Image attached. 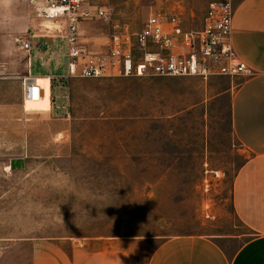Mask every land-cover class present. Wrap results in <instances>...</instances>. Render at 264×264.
I'll return each instance as SVG.
<instances>
[{"label": "rangeland", "instance_id": "374dc122", "mask_svg": "<svg viewBox=\"0 0 264 264\" xmlns=\"http://www.w3.org/2000/svg\"><path fill=\"white\" fill-rule=\"evenodd\" d=\"M125 1L114 0V22L133 31L167 4ZM178 1L199 25L209 0ZM112 31L86 21L82 44L104 51ZM31 34L46 30L29 1L0 0V264H32L39 238L141 235L153 249L212 235L233 252L245 237L223 236L244 232L232 188L250 155L231 127L236 77H70L62 56L34 51L30 64L21 38ZM30 65L56 76L50 104L47 93L24 99Z\"/></svg>", "mask_w": 264, "mask_h": 264}, {"label": "built area", "instance_id": "2783aa9c", "mask_svg": "<svg viewBox=\"0 0 264 264\" xmlns=\"http://www.w3.org/2000/svg\"><path fill=\"white\" fill-rule=\"evenodd\" d=\"M28 1L46 34L22 37L23 50L31 55L35 51L34 56L39 52L62 56L64 72L70 77L171 76L207 80L212 76L254 73L234 46V0H211L199 25L193 27L186 25L181 2L166 0L167 4L152 10L142 28L136 31L126 23L114 22L111 0ZM90 20L113 24L104 51H91L82 44L81 27ZM49 22L56 25L53 30ZM50 75L54 80L56 76ZM42 93L34 75L26 76L24 95L38 100Z\"/></svg>", "mask_w": 264, "mask_h": 264}, {"label": "crops", "instance_id": "0c3cea01", "mask_svg": "<svg viewBox=\"0 0 264 264\" xmlns=\"http://www.w3.org/2000/svg\"><path fill=\"white\" fill-rule=\"evenodd\" d=\"M233 3L234 46L254 73L234 79L230 102L233 134L250 152L232 188L233 209L245 229L223 237H245L242 243L229 252L212 235L173 236L153 249L154 238L141 235L95 236L85 242L39 238L33 241L32 264H264V0ZM29 56L32 64L33 55ZM29 73L34 74L31 65ZM34 78L42 86V95L49 88V100H45L50 104L51 75L36 73Z\"/></svg>", "mask_w": 264, "mask_h": 264}, {"label": "bare ground", "instance_id": "6f19581e", "mask_svg": "<svg viewBox=\"0 0 264 264\" xmlns=\"http://www.w3.org/2000/svg\"><path fill=\"white\" fill-rule=\"evenodd\" d=\"M56 27V25L55 26H53V27H49L51 30H53L54 28ZM36 81V80H35ZM40 84V83H39ZM46 93L49 95V93H50V90H49V88L47 89V91H46ZM42 97V96H41ZM40 97V98H41ZM39 98V99H40ZM24 99L26 100V99H28V100H35V99H32L31 97H29L27 94L26 95H24Z\"/></svg>", "mask_w": 264, "mask_h": 264}]
</instances>
